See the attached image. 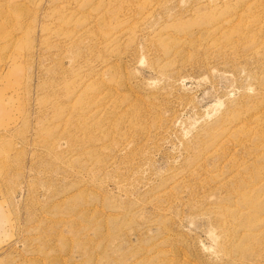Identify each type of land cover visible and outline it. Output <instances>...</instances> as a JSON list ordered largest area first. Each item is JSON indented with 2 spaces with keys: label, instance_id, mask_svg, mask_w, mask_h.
Instances as JSON below:
<instances>
[{
  "label": "rangeland",
  "instance_id": "1",
  "mask_svg": "<svg viewBox=\"0 0 264 264\" xmlns=\"http://www.w3.org/2000/svg\"><path fill=\"white\" fill-rule=\"evenodd\" d=\"M0 264H264V0H0Z\"/></svg>",
  "mask_w": 264,
  "mask_h": 264
}]
</instances>
